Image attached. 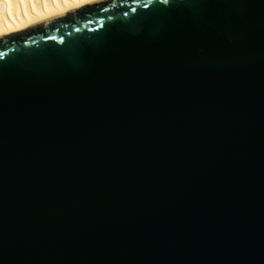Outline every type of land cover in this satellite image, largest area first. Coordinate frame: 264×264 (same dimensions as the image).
<instances>
[{"label":"water","instance_id":"1","mask_svg":"<svg viewBox=\"0 0 264 264\" xmlns=\"http://www.w3.org/2000/svg\"><path fill=\"white\" fill-rule=\"evenodd\" d=\"M0 264H264V0L1 37Z\"/></svg>","mask_w":264,"mask_h":264},{"label":"bare ground","instance_id":"2","mask_svg":"<svg viewBox=\"0 0 264 264\" xmlns=\"http://www.w3.org/2000/svg\"><path fill=\"white\" fill-rule=\"evenodd\" d=\"M98 0H0V38Z\"/></svg>","mask_w":264,"mask_h":264}]
</instances>
